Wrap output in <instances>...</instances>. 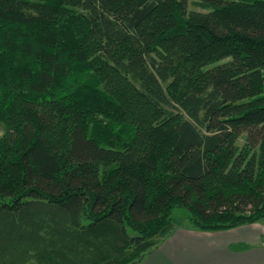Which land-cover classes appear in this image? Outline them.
<instances>
[{"label":"trees","instance_id":"obj_1","mask_svg":"<svg viewBox=\"0 0 264 264\" xmlns=\"http://www.w3.org/2000/svg\"><path fill=\"white\" fill-rule=\"evenodd\" d=\"M0 122V264L260 221L264 0H0Z\"/></svg>","mask_w":264,"mask_h":264},{"label":"crops","instance_id":"obj_2","mask_svg":"<svg viewBox=\"0 0 264 264\" xmlns=\"http://www.w3.org/2000/svg\"><path fill=\"white\" fill-rule=\"evenodd\" d=\"M237 244L247 246L233 247ZM138 264H264V225L257 221L220 230L179 225Z\"/></svg>","mask_w":264,"mask_h":264},{"label":"rangeland","instance_id":"obj_3","mask_svg":"<svg viewBox=\"0 0 264 264\" xmlns=\"http://www.w3.org/2000/svg\"><path fill=\"white\" fill-rule=\"evenodd\" d=\"M190 7L195 8L192 4ZM4 132V125L0 122V135ZM173 221L176 225H186L188 223V211L184 207L177 206L173 209L172 212ZM260 222L264 225V218L260 220ZM28 264H38L36 262H29Z\"/></svg>","mask_w":264,"mask_h":264}]
</instances>
